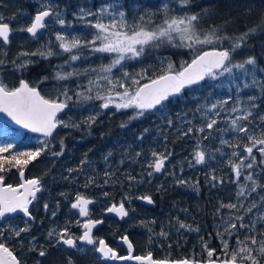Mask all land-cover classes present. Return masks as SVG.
Listing matches in <instances>:
<instances>
[{
    "label": "trees",
    "instance_id": "trees-1",
    "mask_svg": "<svg viewBox=\"0 0 264 264\" xmlns=\"http://www.w3.org/2000/svg\"><path fill=\"white\" fill-rule=\"evenodd\" d=\"M111 2L113 0H0V16H3V22L9 23L13 29L29 25L42 4L53 5L55 10L60 11L66 21L72 24V27L62 29L58 24H51V19H48L46 21L48 27L35 39L29 37L26 32L13 31L9 45H3L0 42L1 51L7 52L6 57L0 56V59H5V64L0 66V78L9 88L18 87L20 80L25 79L31 86L38 85L41 93L46 97L55 96L56 94L49 91V85L55 86L57 83H49V79L44 83L39 82L44 76L50 77L57 63L65 61V58L44 59L40 56H32L30 59L34 63L23 70H17L11 61L16 59L20 51L33 52L37 49L43 50L47 46L55 51L56 32H65L69 35L90 34L94 30L84 27L73 14L78 13L80 7L97 11ZM119 2L124 5L122 10L128 13L130 23L134 15L142 14L141 9L156 10L164 4L169 5L173 10V15L209 9V14L204 16L199 27L207 31L214 26H220L221 34L230 36L233 40L249 28L259 24L261 14L264 13V0H192L187 8L181 7L179 0H119ZM133 4H136V9L131 7ZM89 19H94V17H89ZM154 19L159 24L163 17L157 15ZM230 46L229 40H225L222 44L198 45L195 49L164 44L159 48H147L145 54L139 59L140 63L132 60L128 62L127 67L125 66V70H130L131 74L147 70V77L155 78L163 74L169 62L174 65V72L179 71L182 65L190 63L195 55L205 50L229 48ZM249 56L256 57L258 69L264 68V32L258 31L257 34L248 37L244 41V46L233 53V59L237 62ZM22 59L24 57L20 58ZM95 59L93 61L89 58L84 59V62H78L76 64L79 66L78 70L109 64L104 55H97ZM20 60H16V63L19 64ZM121 75L120 71L116 78H120ZM257 76L264 80V74L259 71H257ZM74 78L76 79L68 80L66 83L60 82L69 87L71 90L69 95H73L78 84L87 85V77ZM229 80L227 76L218 81L212 80V82L207 79L205 83L170 98L171 102L167 103L164 109L146 112L138 119H130L134 115V109L119 111L114 107L101 109L99 100L80 104L73 96L69 109L62 119L80 122L90 114H101L90 129L83 123L79 129L60 127L55 137L51 138L50 152L28 165L25 169V179L39 177L45 187V191L38 194V201L34 202V206L30 208L36 220L32 222L31 233L24 237L23 248L17 240L9 238V232L6 229L9 224L22 227L26 217L19 214L1 222L0 230L5 231L4 242L18 257H23L22 264L24 262L36 264L38 259L41 264H66L69 256L76 264H116L101 260L99 254L89 252L85 255L63 246L49 247L48 255L44 258L27 250L30 236L37 238L38 247L40 245L47 247L49 245L46 239L48 231L53 228H62L66 224L71 231L76 232L77 235L81 234V227L76 224V221H80L81 224L82 221L78 213L70 208L75 195L80 193L95 200L91 217L105 220L97 236L105 239L120 256L129 255L127 244L120 239L125 235L133 245L131 253L134 256H147L151 252L152 259L156 261L172 262L193 256L197 259L205 258L206 253L201 247V237L209 242V247H215L219 253L220 244L216 231L218 226L219 230L223 231L221 217L230 211L227 208H221L220 205L237 203L238 184L233 182L234 174L227 163V154H230L232 149L221 145L220 137L216 141L215 138L220 133L213 132V137L203 140V135L195 131V128L204 122L201 113L196 109L200 105L217 99H227L229 95L233 97V102L237 95L244 101H247L249 95H256L258 97L256 103L260 105V108L255 111L264 115V98H261L259 90L245 89L237 92L235 84H241L242 80L237 79L231 88L228 87ZM147 82H149L148 79L140 81L141 84ZM231 106L232 102L229 104V107ZM169 119L173 121L171 125L168 124ZM256 123L259 124L258 119ZM122 124L126 126L121 127ZM218 126L227 128V124L224 123ZM189 127L194 129L193 133L188 136L182 135ZM7 128L12 130L11 127ZM14 131L13 134L0 131V140L4 145L15 144V150L35 149L40 147L45 140L15 129ZM225 133H227L226 139L237 142L234 133ZM17 134L22 135L20 140L15 138ZM61 139L65 145L64 154L59 157L52 156L51 152L60 151ZM200 141L203 147L208 146L209 142L220 144L225 155L222 156L220 152L212 155L211 152L214 150L212 148L208 154L210 157L214 156L215 159H208L205 164H196L193 156L197 143ZM153 151L164 154L171 152V156L165 162L163 172L153 173L149 177L147 173L152 169L147 165L153 159L151 156ZM137 153L140 155L137 156ZM85 159L87 163L82 165L81 161ZM69 169L82 170L69 173ZM106 172L112 175L107 177ZM5 175L7 183L13 186L20 183L16 169ZM129 175L136 177V181H129L126 178ZM212 175L223 178L224 183L212 181ZM89 177H93L95 183L89 184ZM181 179L187 183L178 184L177 181ZM105 180H108V183H105ZM214 183L215 186H213ZM241 183H243L242 180ZM86 184H88L87 187H85ZM60 193H65L66 196H61ZM104 193L108 195L105 196ZM125 194L130 198V203L125 198ZM262 194L264 195V191L258 190V193H253L250 200ZM145 195L151 196L154 201L148 207L137 202V197ZM122 199L129 207V217L120 222L108 217L104 209L113 203L118 204ZM57 202H59L58 210ZM44 203L49 204L47 212L43 208ZM52 211H56V216L51 215ZM177 218L193 228L198 227L200 231L179 229ZM245 219L247 220L248 217ZM153 220L154 224L149 223ZM141 221L145 222L148 227L141 224ZM259 227H264V225H258ZM149 228L152 229L151 232ZM162 229L168 234L166 239L158 235Z\"/></svg>",
    "mask_w": 264,
    "mask_h": 264
},
{
    "label": "snow or ice",
    "instance_id": "snow-or-ice-1",
    "mask_svg": "<svg viewBox=\"0 0 264 264\" xmlns=\"http://www.w3.org/2000/svg\"><path fill=\"white\" fill-rule=\"evenodd\" d=\"M179 3L181 7L187 8L191 5L192 0H179ZM131 7L137 8L136 4L131 5ZM123 8L124 5L119 0H113L97 11L80 7L78 13L73 15L82 22L84 27L94 31L88 35H69L65 32H56L55 39L58 42L57 47L60 52H56L52 47L47 46L43 50L37 49L33 52L20 51L16 59L11 61L17 70H23L34 63L30 59L32 56L49 59L61 53H67L68 59L65 61V65L70 67L76 61H80L86 51L113 55L109 64L96 68H86L82 71L76 68H72L71 71H64V65H57V70L51 77L57 82V85L54 86L56 89L55 96L46 97L41 93L38 85L30 86L25 80H20L18 87L9 88L0 78V113H6L16 124L34 133H41L45 137L41 146L35 149L15 150V144L0 145V221H6V218L14 213H22L26 217L22 227L9 224L6 229L9 232V238L17 240L22 248L24 247V237L31 233L32 222L36 220L30 208L34 206V202L38 201L37 194L45 191L41 178L25 179V169L33 161L50 152L52 148L50 138H54L53 134L57 128L79 129L83 123L90 129L101 114H90L80 122L59 118V114L69 107L73 96H75L76 102L80 104L99 100L101 101V109H109L110 107H114L117 111L134 109V115L130 119H138L152 110L164 109L166 104L171 102L170 98L180 95L185 87L198 84L206 78L218 81L227 76L230 78L229 88L235 84L237 79H240L242 83L235 84L237 92L245 89H258L261 98H264V80L257 76V71L264 74V68H257L256 57L249 56L239 62L233 59V53L244 46V41L248 37L257 34L258 31L264 32V13L261 14L259 24L249 28L233 40L230 36L221 34L220 26H214L207 31L199 27L204 16L209 14V9L173 15V10L169 5L164 4L156 10L141 9L142 14L134 15L130 23L128 13L122 10ZM157 15L163 17L159 24L154 19ZM89 17H94V19H89ZM47 19H51L62 29L72 27V24L66 21L64 15L60 11H56L53 5L42 4L41 9L32 17L30 24L25 27L13 29L9 23L3 22V16H0V42L3 45L10 44V35L13 31L27 32L31 38L35 39L41 30L48 27ZM225 40L230 41L231 46L229 48H214L212 51H204L195 55L191 62L182 65L179 71H173L174 65L171 62L168 63L163 74L155 78L147 77V70H142L136 74L124 70L126 61L141 58L147 48H159L168 44L173 47L195 49L198 45L222 44ZM0 56L6 57L7 52L0 51ZM21 57L24 59L20 60ZM16 60H20V63L17 64ZM4 64L5 59H0V66ZM114 69L121 71L120 78L113 75ZM80 76L87 77V85L78 84L73 95H69L71 91L69 87L60 82ZM48 79V76H44L39 83H44ZM141 79H148L149 82L141 84ZM257 99L256 95H249L247 101H244L237 95L233 102V97L229 95L227 99H217L211 103L200 105L196 109L197 112L201 113L204 122L195 128V131L203 135V140L213 137V132H231L235 134L237 141L231 142L224 139L223 136L220 137L221 145L232 149L231 153L227 154V163L234 174L233 182L238 184V191L236 194L237 203H222L220 205L221 208L229 209L230 213L227 219L221 217L223 231L219 230V226L216 231V237L220 244L219 253L215 247H209V242L204 241L201 237V247L206 253L205 258L197 259L193 256L172 262L167 260L154 261L151 252L147 256H132L133 245L125 235L120 239L127 244L129 255L120 256L105 239L93 235V230L98 225H103L104 220L91 217L89 205L93 204L94 201L80 193L75 195L70 208L78 210L80 217L87 218L82 224L80 221H76V224L83 229L82 234L77 237L66 224L62 228H53L48 231L46 239L49 241V245L47 247L44 245L38 247L37 238L30 236L27 250L44 258L48 255L49 247L63 246L74 250L76 253L99 254V258L104 261L136 260L141 264H264V227L258 228V225H264V195H258L257 198L249 201L253 193H258V190L264 191V183L256 178L264 172V115L255 111L260 108V105L256 103ZM230 102H232L231 107H229ZM222 113H224L223 116ZM257 119L259 124L256 123ZM172 123L173 121L169 119L168 124L171 125ZM189 123L191 122L189 121ZM222 123L227 124L228 127H219L218 125ZM125 126L121 125V127ZM193 131L194 129L189 127L182 135L188 136ZM64 147V141L61 139L60 151L50 154L55 157L62 156ZM215 151L220 152L222 156L225 155L220 148L215 149ZM139 155L140 153H137V156ZM151 156L153 159L147 165L148 168L152 169L147 173L149 177L153 173H159L165 169V162L171 156V152L164 154L153 151ZM193 158L196 164H205L208 159H215L214 156H209L205 147L202 146V141L197 143ZM121 162L123 163V161ZM84 163H87L86 159L81 161L82 165ZM13 169L17 170L21 181L17 186L6 182L5 174ZM256 169L260 171L257 172ZM81 170L69 169L68 171L71 173ZM111 175V173H105L107 177ZM242 176L244 178L243 183L240 180ZM126 178L129 181H136V177L131 175ZM211 180L220 184L224 183L223 178H218L215 175L211 176ZM88 183H95L94 178L89 177ZM105 183H108V180H105ZM177 183L183 185L187 182L181 179ZM87 186L88 184L85 185V187ZM60 195L66 196L65 193H60ZM104 195L107 196L108 193H104ZM125 198L130 203L127 194H125ZM137 199L146 201L148 204L154 203L152 197L148 195L137 197ZM246 201L249 202L246 204ZM43 208L47 212L49 204L44 203ZM56 208L58 210L59 202H57ZM254 210H256L255 213ZM104 211L115 214L121 220L129 217V209L125 207L124 199L118 204H111ZM51 215L56 216V211H52ZM246 217H248L247 220ZM149 223L154 224L155 221ZM177 223L179 229L200 231L198 227L193 228L191 225L179 221L178 218ZM141 224L148 227L143 221ZM151 231L152 229L149 228V232ZM158 235L166 239L168 234L162 229ZM4 236L5 231L0 230V264H22L23 257H18L13 249L7 246L3 239ZM87 246L92 247L88 248ZM36 264H41V261L38 259ZM66 264H76V262L69 256Z\"/></svg>",
    "mask_w": 264,
    "mask_h": 264
},
{
    "label": "rangeland",
    "instance_id": "rangeland-1",
    "mask_svg": "<svg viewBox=\"0 0 264 264\" xmlns=\"http://www.w3.org/2000/svg\"><path fill=\"white\" fill-rule=\"evenodd\" d=\"M51 24H53V22L51 23ZM54 25V24H53ZM55 41H56V39H55ZM56 43L57 44H54L55 46H56V49H55V51L56 52H60V50H59V48L57 47V45H58V42L56 41ZM0 51H1V49H0ZM85 54L87 55V56H84L80 61H76L75 63H73L70 67L68 66V65H65V61L68 59V54L67 53H61L60 55H56V56H53V57H51L52 59H58V58H60V57H62V58H65V61H60V62H58L57 64L58 65H64V71H71L72 70V68H75L74 66H76V68L78 69L79 68V66H77L76 64L79 62H84V59H91V60H93V61H95L96 59V56L97 55H104V56H106V58L108 59V61H109V63L111 62V60L113 59V55L112 54H106V53H90V52H85ZM84 54V55H85ZM140 59V58H139ZM139 59H137V62H138V64L140 63L139 62ZM132 61V60H131ZM134 61V60H133ZM91 62V61H90ZM128 62H130V61H126L125 62V65H124V70H125V68L127 67L126 65L128 64ZM126 66V67H125ZM140 67V66H139ZM55 70L54 71H56L57 70V66H55ZM129 69H130V67H129ZM120 72V70L119 69H114L113 70V75L115 76V77H117V74ZM129 73H131L130 72V70L128 71ZM54 73V72H53ZM53 73H52V75H53ZM52 75L49 77V83L51 82V83H57L56 81H54L53 79H51V77H52ZM73 79H76V78H73ZM64 83H66V81H63ZM211 82H212V80H211ZM49 91L50 92H52V93H54V94H56V90H55V87L53 86V85H49ZM7 127H9V126H7V125H5V124H2V126L0 127V131H4V132H8V133H6V134H13L15 131H14V129H12V130H9ZM227 127H228V125H227ZM221 136H223V138L224 139H226L227 138V133H220L219 135H217L216 136V141H217V139L219 138V137H221ZM21 137H22V135L21 134H17V135H15V138L17 139V140H20L21 139ZM0 145H4V143H3V141L2 140H0ZM212 148H214V150L211 152V150H212ZM217 148H220L221 150H222V148L220 147V144H218V143H214V142H209V145L208 146H205V150L208 152V153H210L211 152V154L212 155H214L215 153H216V151H215V149H217ZM258 159H259V157H258ZM256 171L257 172H259L260 170L259 169H256ZM261 183H264V172H262V173H260V175L259 176H257L256 177ZM243 182H244V178H243V176L240 178ZM39 194V193H38ZM263 195V194H262ZM249 200H250V198H249ZM249 201H246L245 203L247 204ZM128 209H129V207H128ZM131 209V208H130ZM229 213H230V211L229 212H227V214L226 215H224L223 216V218H228V215H229ZM17 215L18 214H22V213H16ZM247 218V217H246ZM72 233H74L77 237L79 236V235H77L76 234V232H73V231H71ZM109 262H111V261H109ZM120 261H117V262H115L116 264H120L119 263Z\"/></svg>",
    "mask_w": 264,
    "mask_h": 264
},
{
    "label": "water",
    "instance_id": "water-1",
    "mask_svg": "<svg viewBox=\"0 0 264 264\" xmlns=\"http://www.w3.org/2000/svg\"><path fill=\"white\" fill-rule=\"evenodd\" d=\"M47 20H48V19H47ZM47 20H46V21H47ZM43 31H44V29L41 30L40 33H38V35L41 34ZM26 33H27V32H26ZM27 35L30 36V34H28V33H27ZM38 35H37V36H38ZM11 36H12V34L10 35V39H11ZM30 37H31V36H30ZM212 50H213V49H208V50H205V51H212ZM203 52H204V51H203ZM200 54H201V53H200ZM206 80H207V78H206L204 81L199 82L198 84H194V85L187 86V87H185V89L182 90V92H183L184 90H186V89H191V88H193V87H195V86L201 85V84H203L204 82H206ZM25 81H26V80H25ZM30 86H31V85H30ZM67 111H68V108L65 109V111H64L63 113H60V114H59V118L62 117ZM152 111H154V110H152ZM0 123L7 124V125H9L10 127L14 128V129H17V130L22 131V132H24V133L30 134V135H32V136L40 137V138H45L41 133H34V132H32L31 130H29V129H25V128H23L21 125L16 124L15 121H13V120L11 119V117L7 116L6 113H0ZM59 128H60V127H59ZM59 128H57L56 132L53 134L54 136L57 134ZM163 171H164V170H163ZM163 171H161V172H163ZM159 173H160V172H159ZM86 198H87V197H86ZM89 199H92V198H89ZM92 200L94 201V203L91 204V205H89V209H91L92 206L95 204V200H94V199H92ZM137 202H138L139 204H142L143 206H146V207H148V206L151 205V204H148L146 201H143V200H140V199H137ZM125 207L128 209V207H127L126 205H125ZM72 210L78 212V210H74V209H72ZM16 215H17L16 213H14V214H10L9 217L6 218V220H7L8 218H11V217L16 216ZM107 216L112 217V218H114V219H116V220H118V221H120V222H123V221H125V220L128 219V217H126L124 220H121L119 217H117L115 214H112V213H107ZM80 219H81V221H83V222H85V221L87 220L86 217H80ZM1 222H2V221H0V223H1ZM104 223H105V221H104ZM103 225H104V224H103ZM103 225H98L97 228L93 230V235H94V236H95V233L97 232V230H98L99 228H101ZM78 243H79V241H78ZM87 247H92V246H87ZM131 255L134 256L133 254H131ZM117 261H120V262H119L120 264H141V262L136 261V260H115V261H112V262H117Z\"/></svg>",
    "mask_w": 264,
    "mask_h": 264
},
{
    "label": "flooded vegetation",
    "instance_id": "flooded-vegetation-1",
    "mask_svg": "<svg viewBox=\"0 0 264 264\" xmlns=\"http://www.w3.org/2000/svg\"><path fill=\"white\" fill-rule=\"evenodd\" d=\"M11 26V25H10ZM12 28V27H11Z\"/></svg>",
    "mask_w": 264,
    "mask_h": 264
},
{
    "label": "bare ground",
    "instance_id": "bare-ground-1",
    "mask_svg": "<svg viewBox=\"0 0 264 264\" xmlns=\"http://www.w3.org/2000/svg\"><path fill=\"white\" fill-rule=\"evenodd\" d=\"M202 53V52H201Z\"/></svg>",
    "mask_w": 264,
    "mask_h": 264
}]
</instances>
